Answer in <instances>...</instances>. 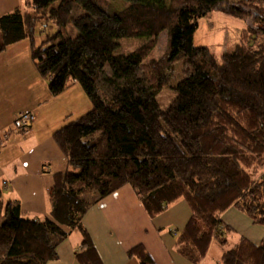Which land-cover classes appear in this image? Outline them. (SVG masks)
<instances>
[{"label":"trees","instance_id":"1","mask_svg":"<svg viewBox=\"0 0 264 264\" xmlns=\"http://www.w3.org/2000/svg\"><path fill=\"white\" fill-rule=\"evenodd\" d=\"M122 1L117 10L108 0H26L0 17V53L28 40L50 96L75 85L89 102L53 136L65 161L52 175L47 217H23L0 186V264L56 261L73 231L82 239L77 263L102 264L82 221L125 188L150 218L186 205L177 247L193 264L213 238L227 245L222 235L232 229L218 217L228 209L264 228V0ZM212 12L244 22L233 52L216 56L194 45L200 19ZM48 26L57 30L38 45ZM163 32L165 53L146 61ZM133 38L143 41L122 52L121 41ZM179 61L182 78L162 108L157 97ZM127 257L155 264L140 245ZM219 264H264V236L257 244L242 238Z\"/></svg>","mask_w":264,"mask_h":264},{"label":"crops","instance_id":"2","mask_svg":"<svg viewBox=\"0 0 264 264\" xmlns=\"http://www.w3.org/2000/svg\"><path fill=\"white\" fill-rule=\"evenodd\" d=\"M25 2L0 0V17L24 9ZM238 28L235 40L242 31ZM30 47V42L24 40L0 53V186L3 197L5 192L10 196L5 200L19 202L23 217L42 220L50 212L52 175L63 169L65 161L53 136L88 111L89 104L75 85L57 97L50 96L32 62ZM23 113L34 116L28 133L17 128ZM187 217L186 205L178 202L159 217L150 218L133 192L125 188L91 207L82 222L102 264H140L127 257V251L139 245L155 264H193L178 253L177 247L178 232ZM221 220L232 229L225 235L232 247L239 239L257 244L264 236L263 227L254 225L235 208L223 213ZM81 240V235L73 231L58 247V259L49 264H78L75 253ZM218 244L211 242L200 264H219L222 254L230 248H220Z\"/></svg>","mask_w":264,"mask_h":264},{"label":"rangeland","instance_id":"3","mask_svg":"<svg viewBox=\"0 0 264 264\" xmlns=\"http://www.w3.org/2000/svg\"><path fill=\"white\" fill-rule=\"evenodd\" d=\"M108 1L110 5L117 10L121 9L123 6L122 0H108ZM232 1H238V0H232ZM239 24H240V28H238ZM237 28L238 30H242V31L238 33V37L235 40L234 35L236 33ZM244 28H245V24L240 19L233 18V17L227 16L225 14L218 13V12L209 13L204 18L200 19L198 23V29L194 35V45L196 47L197 46L207 47L209 48L210 52H212L216 56L233 52L234 49L236 48V45L240 42V37L243 33ZM67 29L68 31L73 32V29L70 25L68 26ZM56 30L57 29L54 26H48V28L46 29V32L38 33L36 35V43L40 45V43L46 39V36L48 34H52ZM197 35H198V38H197ZM166 36H167L166 32L161 33V35L159 36V40H158V44L156 48L150 53L146 61H149L151 59H159L160 57L163 56V54L166 51V40H167ZM142 41L143 39H140V38L123 39L121 41L122 52L129 53L133 51L142 43ZM182 73H183V62L179 61L173 66L172 72L170 73V85H169L170 87L167 86L163 88V90L159 93L157 97V101L162 108L167 107L172 101L174 94L171 91V87L175 86L176 83L182 78ZM76 100H78V98H76L75 101ZM87 103L89 104L88 100H87ZM83 106H81L80 108H82ZM84 113L85 112H83V114ZM33 122L34 120L31 123ZM18 129L21 130L22 128H18ZM28 132H29V129H28ZM159 145H160V148L163 149L164 155H166L163 146L161 144ZM4 197L5 199H8L10 196L8 195V193L5 192ZM5 201H12V200H5ZM218 218L221 219V216L219 215ZM226 234L227 233L223 232L222 236ZM225 239L226 240L228 239L226 247L231 248L232 241L229 239V237H226ZM240 240L241 239H239V241ZM212 241H215L216 244L220 243L219 237L213 238ZM220 248L222 247L220 246Z\"/></svg>","mask_w":264,"mask_h":264},{"label":"built area","instance_id":"4","mask_svg":"<svg viewBox=\"0 0 264 264\" xmlns=\"http://www.w3.org/2000/svg\"><path fill=\"white\" fill-rule=\"evenodd\" d=\"M34 120V116H32V114L30 113H23L20 114L19 116V127L18 128H22V132L23 133H27L28 132V123L32 122Z\"/></svg>","mask_w":264,"mask_h":264},{"label":"bare ground","instance_id":"5","mask_svg":"<svg viewBox=\"0 0 264 264\" xmlns=\"http://www.w3.org/2000/svg\"><path fill=\"white\" fill-rule=\"evenodd\" d=\"M197 38H198V35H197Z\"/></svg>","mask_w":264,"mask_h":264}]
</instances>
